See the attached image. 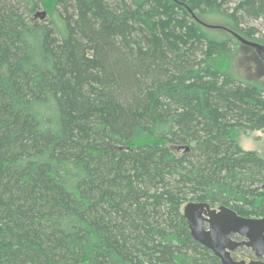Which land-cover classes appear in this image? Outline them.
Returning <instances> with one entry per match:
<instances>
[{
	"label": "trees",
	"instance_id": "16d2710c",
	"mask_svg": "<svg viewBox=\"0 0 264 264\" xmlns=\"http://www.w3.org/2000/svg\"><path fill=\"white\" fill-rule=\"evenodd\" d=\"M15 1L0 0V264H220L182 209L264 218V157L235 135L264 133V88L191 13L264 45L239 28L264 0Z\"/></svg>",
	"mask_w": 264,
	"mask_h": 264
},
{
	"label": "water",
	"instance_id": "95a60500",
	"mask_svg": "<svg viewBox=\"0 0 264 264\" xmlns=\"http://www.w3.org/2000/svg\"><path fill=\"white\" fill-rule=\"evenodd\" d=\"M191 16L207 29L227 32L239 43L253 48L264 60V46L247 41L224 27L204 24L193 13ZM35 17L43 20L45 13H37ZM182 215L192 239L208 249L220 264H264V218H243L229 208L212 209L205 203H187L183 206ZM233 235L240 237L241 241L233 240ZM241 247L249 249L255 259L249 262L233 259L231 254Z\"/></svg>",
	"mask_w": 264,
	"mask_h": 264
},
{
	"label": "rangeland",
	"instance_id": "374dc122",
	"mask_svg": "<svg viewBox=\"0 0 264 264\" xmlns=\"http://www.w3.org/2000/svg\"><path fill=\"white\" fill-rule=\"evenodd\" d=\"M240 0H228L226 4L222 6V12L231 14L232 10L237 6ZM11 3L15 4V7L22 13L23 3H17L15 0H11ZM42 12L38 9L33 15L29 16L30 21H40L35 14ZM222 21L217 19L208 20L209 25L220 26ZM225 24V23H223ZM242 32H248L252 29L254 38H262L264 36V20H248L242 19L239 25ZM218 31V29H213ZM242 35V34H240ZM262 45V44H260ZM264 46V45H262ZM235 51V57L233 60L232 68L233 72L238 78L245 82L255 83L264 88V61L258 59L256 52L253 48L245 46L239 42H236L235 46H232ZM199 53H195V57L199 58ZM236 139L244 151H255L258 155L264 157V133L262 131H246L239 129L235 132ZM180 150V148H178ZM236 259L248 261L247 251L234 254ZM245 256V257H244Z\"/></svg>",
	"mask_w": 264,
	"mask_h": 264
},
{
	"label": "flooded vegetation",
	"instance_id": "af4514ba",
	"mask_svg": "<svg viewBox=\"0 0 264 264\" xmlns=\"http://www.w3.org/2000/svg\"><path fill=\"white\" fill-rule=\"evenodd\" d=\"M259 56V55H258ZM263 60V59H262ZM264 61V60H263ZM232 239L233 240H235V241H241V238L240 237H238V236H236V235H233L232 236ZM241 248H244L245 250H248V251H250L249 249H247V248H245V247H241ZM240 248H238L237 250H235L232 254H231V256H232V258L233 259H235V260H239V259H236V256H234V254H236L237 253V251L239 250ZM251 252V251H250ZM251 254H252V256H247L248 257V261H246V260H244L245 262H249L250 260H254L255 258H254V255H253V253L251 252ZM245 257V256H244ZM247 257H245V258H247Z\"/></svg>",
	"mask_w": 264,
	"mask_h": 264
}]
</instances>
